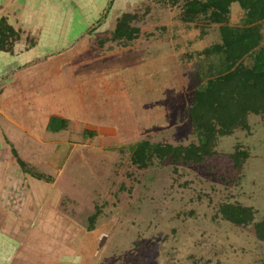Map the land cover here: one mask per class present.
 <instances>
[{"label":"rangeland","instance_id":"rangeland-1","mask_svg":"<svg viewBox=\"0 0 264 264\" xmlns=\"http://www.w3.org/2000/svg\"><path fill=\"white\" fill-rule=\"evenodd\" d=\"M110 1L0 0L19 33L0 52L1 251L12 243L23 264H41L46 235L58 264H264L263 115L220 137L202 163L142 169L131 159L143 140L198 143L189 109L208 77L195 74L213 60L203 51L222 42L220 25L183 21L188 0ZM125 13L141 30L130 43L107 37ZM231 14L241 26L239 3ZM52 115L68 128L48 131ZM238 147L249 153L241 171ZM12 148L53 182L24 172ZM225 203L252 207L254 223L224 220Z\"/></svg>","mask_w":264,"mask_h":264},{"label":"trees","instance_id":"trees-1","mask_svg":"<svg viewBox=\"0 0 264 264\" xmlns=\"http://www.w3.org/2000/svg\"><path fill=\"white\" fill-rule=\"evenodd\" d=\"M110 2L112 4L115 0ZM234 3H239L243 10L241 26L230 23ZM201 16L220 25L222 42L203 51L206 58L213 60H208V64L202 62L195 74L197 78L208 77L204 84L198 86L189 109L198 143L176 146L143 140L132 148L131 158L142 169L151 166L156 159L174 165L202 163L215 155L220 137L232 135L238 128H250V114L264 116V0H188L184 5L183 21L193 23ZM137 18V13L123 14L117 20L113 34L107 37L125 43L138 39L141 30L133 25ZM97 28L95 25L91 30L96 31ZM18 39L17 29L8 23L6 16H2L0 51L12 52ZM249 56L253 58L251 67L244 63ZM67 128L68 120L55 115L51 116L47 126L51 132ZM85 134H88L87 130ZM12 152L24 172L47 183L53 182V177L30 166L15 148ZM231 158L236 170L241 171L249 153L238 147ZM98 213H101L100 209L90 217L91 231L95 229ZM219 216L240 227H247L255 221L253 208L240 204H223ZM255 227L257 236L264 242V220L256 223Z\"/></svg>","mask_w":264,"mask_h":264},{"label":"crops","instance_id":"crops-1","mask_svg":"<svg viewBox=\"0 0 264 264\" xmlns=\"http://www.w3.org/2000/svg\"><path fill=\"white\" fill-rule=\"evenodd\" d=\"M0 52H4V51H0ZM4 53H10V52H4ZM1 59V58H0ZM3 85V84H2ZM1 88H4V85H3V87H1ZM4 92V91H3ZM13 153V152H12ZM14 155V154H13ZM15 157V156H14ZM18 163V162H17ZM7 172H6V170H5V168H3V176H2V178H5V175L4 174H6ZM3 180V179H2ZM1 180V185H3L6 181H2ZM47 183V182H46ZM49 184V183H48ZM0 224H1V220H0ZM3 232V231H2ZM39 233H41L42 235L44 234V233H42V232H40V231H38ZM1 236V238H0V241H2V239L4 238V236H3V233L0 235ZM44 240L42 241L43 242V244H42V248L41 249H39L38 251L39 252H42L43 253V260L42 261H40V263L41 264H58L59 262V259H60V256H59V253H56V252H54V251H51V249L48 247V246H46V243H44V241H49L50 240V238L49 237H47L46 235H43V237H42ZM41 238V239H42ZM10 241V240H9ZM39 244H40V242H38ZM1 246H0V264H14V263H16V262H19V264H23V260H25L26 258H25V256H26V254L23 256V252H15V250H14V248H15V246H14V244H10V246H9V248H8V250L5 248V252H3V251H1ZM47 248H49V250H47ZM32 249V248H31ZM46 249V250H45ZM33 250H35V249H33ZM53 253L52 254V259H50V256L49 257H47L50 253ZM2 253V254H1ZM32 254H33V251H32ZM69 255H70V253H69ZM54 257V258H53ZM42 259V258H41ZM16 261V262H15ZM26 261V260H25Z\"/></svg>","mask_w":264,"mask_h":264}]
</instances>
